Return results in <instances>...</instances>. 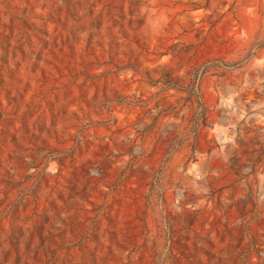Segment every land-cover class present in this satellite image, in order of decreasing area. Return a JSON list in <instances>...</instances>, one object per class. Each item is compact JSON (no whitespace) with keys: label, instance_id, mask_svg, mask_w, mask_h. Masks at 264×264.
<instances>
[{"label":"rangeland","instance_id":"374dc122","mask_svg":"<svg viewBox=\"0 0 264 264\" xmlns=\"http://www.w3.org/2000/svg\"><path fill=\"white\" fill-rule=\"evenodd\" d=\"M0 264H264V0H0Z\"/></svg>","mask_w":264,"mask_h":264}]
</instances>
